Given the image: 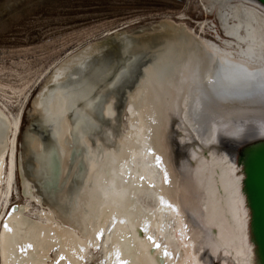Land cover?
I'll return each mask as SVG.
<instances>
[{"label":"bare ground","instance_id":"1","mask_svg":"<svg viewBox=\"0 0 264 264\" xmlns=\"http://www.w3.org/2000/svg\"><path fill=\"white\" fill-rule=\"evenodd\" d=\"M201 1L219 20L224 38L215 34L222 47L183 24L161 20L150 31L114 30L86 45L46 82L33 101L34 124L24 133L19 166L23 193L47 206L36 218L25 214L24 205L7 209L19 115L10 119L0 109V182L5 181L0 264H42L52 248L61 252V264H85V254L94 247L102 264H184L175 260L168 228L176 178L172 172L165 176L160 166L161 161L168 171L157 139L167 116L163 108L171 110L180 99L175 104L182 129L173 138L197 157L188 141L216 101L223 106L264 99V10L245 0ZM146 57L131 77L130 68ZM221 75L246 81L229 87ZM193 92L201 96L191 102L185 123L182 107ZM170 145L174 150L171 140ZM178 162L187 178L186 197L193 199L188 209L180 201L194 228L198 260L206 264L203 248L212 254L234 238L226 185L211 157L198 159L195 171ZM209 227L215 228L214 238Z\"/></svg>","mask_w":264,"mask_h":264},{"label":"rangeland","instance_id":"2","mask_svg":"<svg viewBox=\"0 0 264 264\" xmlns=\"http://www.w3.org/2000/svg\"><path fill=\"white\" fill-rule=\"evenodd\" d=\"M202 2L204 1L0 0V109L10 119L19 115L14 153L15 172L7 198L8 211L24 205L26 206L25 214L36 218L38 212L47 207L44 202H37L34 197L23 193L19 166L24 152L22 143L24 133L30 130L34 124L33 101L50 77L54 75L56 69H60L68 60L81 54L90 43L105 39L114 30H122L128 33L139 30L150 31L153 25L161 20L183 24L196 36L216 42L222 47L219 38H224V35L220 31L219 20L214 12L204 9ZM243 2L260 9L249 2ZM215 30L219 38L216 36ZM106 52H109L107 55H110L111 50ZM94 58H97V55L89 60ZM219 80L223 84L232 85H238L239 81H246L243 79L238 80V78L232 80L222 75L219 76ZM253 80L260 79L254 78ZM200 96L201 92H193L191 97L187 98L188 101L185 105L182 104L183 122L187 123V111L191 106V102ZM179 100L177 99V103L180 102ZM175 103L174 101V107L169 111L166 109L167 106H164L163 113L167 114L168 118L165 116L164 125L157 128V139L161 146V159L166 160L168 171L165 170V165L161 161L160 166L164 169L165 176L172 172L176 178V181L173 182L175 207L172 210L168 228L175 239L174 244L178 252L175 257L176 262L179 263L182 260L184 264H201L197 257V244L192 236V229L194 228L188 220V215L180 201L182 200L184 206H187L188 209L193 199L192 197L189 199L186 197L184 190H186L187 178L178 165V161L182 159L189 166V170L195 171L196 163L202 157L198 155L197 150L195 152L198 156H193L190 153L192 150L188 149L187 145L183 146L187 152L186 157L177 156L176 159L173 150H170L171 135L177 137V132L182 129L180 117L176 118L178 106ZM123 113L122 111L119 117L120 123L125 127L126 115H123ZM200 118L199 116L197 119ZM173 119L177 120L175 127L172 126L174 132L169 130V124ZM194 122L196 123V120ZM192 135H196L195 130L192 131ZM179 144L181 143L179 142ZM4 184L5 181L2 179L0 182V212L1 203L4 199L2 194ZM189 186L192 188L191 185ZM162 188L167 191V195L171 200L172 192L169 190V185L164 183ZM34 195L36 196L37 193H34ZM47 257L42 264H61L62 256L59 249H50ZM83 261L85 264H102L99 248L89 249Z\"/></svg>","mask_w":264,"mask_h":264},{"label":"water","instance_id":"3","mask_svg":"<svg viewBox=\"0 0 264 264\" xmlns=\"http://www.w3.org/2000/svg\"><path fill=\"white\" fill-rule=\"evenodd\" d=\"M245 1L264 10V0ZM146 59H137L129 70L131 77L137 73L140 60ZM116 99L119 107V94ZM216 103L219 106L204 114L205 121L197 124L196 135L188 143L205 161L212 158L226 185L227 216L234 238L218 245L212 254L203 248L200 256L206 264H264V99L226 102L223 106L221 101ZM170 140L174 157H186L183 146L172 135ZM206 231L214 238L215 228Z\"/></svg>","mask_w":264,"mask_h":264},{"label":"snow or ice","instance_id":"4","mask_svg":"<svg viewBox=\"0 0 264 264\" xmlns=\"http://www.w3.org/2000/svg\"><path fill=\"white\" fill-rule=\"evenodd\" d=\"M5 228H7V226L5 225ZM10 231V229H8Z\"/></svg>","mask_w":264,"mask_h":264},{"label":"flooded vegetation","instance_id":"5","mask_svg":"<svg viewBox=\"0 0 264 264\" xmlns=\"http://www.w3.org/2000/svg\"><path fill=\"white\" fill-rule=\"evenodd\" d=\"M264 80V79H263Z\"/></svg>","mask_w":264,"mask_h":264}]
</instances>
